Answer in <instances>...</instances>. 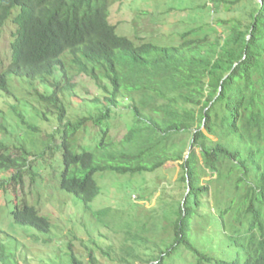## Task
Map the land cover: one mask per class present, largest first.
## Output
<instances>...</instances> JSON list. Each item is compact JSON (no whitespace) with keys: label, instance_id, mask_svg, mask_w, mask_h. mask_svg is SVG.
<instances>
[{"label":"trees","instance_id":"obj_1","mask_svg":"<svg viewBox=\"0 0 264 264\" xmlns=\"http://www.w3.org/2000/svg\"><path fill=\"white\" fill-rule=\"evenodd\" d=\"M192 9L193 25L137 43L117 33L110 0H0V28L16 27L12 60L0 58V128L14 119L23 130L13 146L0 140V211L13 206V226L35 240L52 231L27 197L28 177L40 191L43 172L59 174L60 188L89 208L98 172L135 176L178 162L160 206L132 209L102 254L114 264H264V0ZM82 74L99 95L92 109L71 112ZM64 247L53 263L105 264L93 250L84 261ZM17 256L0 243L1 264H29Z\"/></svg>","mask_w":264,"mask_h":264},{"label":"rangeland","instance_id":"obj_2","mask_svg":"<svg viewBox=\"0 0 264 264\" xmlns=\"http://www.w3.org/2000/svg\"><path fill=\"white\" fill-rule=\"evenodd\" d=\"M208 0H110V20L118 24L117 33L139 42V38H148L160 42L176 29L184 30L195 23L196 12L192 7L204 4ZM15 24L8 21L0 28V58L7 66L12 60L11 42L15 31ZM77 95L71 97V112L92 109L91 102L95 96L99 95L96 83L85 74L77 77ZM23 82H16L18 85L16 92L21 96H27ZM3 106V100L0 101ZM34 110H30L33 118ZM29 114V115H30ZM37 120V118H36ZM3 119L0 114V122ZM16 121H8L9 129L0 128V140L13 146L14 143L21 141L22 128L14 124ZM43 129L52 131L49 125H43ZM127 129L121 123L116 137L122 138ZM38 137V136H37ZM46 137L45 134L40 136ZM32 142L27 146L35 152L43 148V142L32 138ZM179 163L169 162L165 167L155 173H144L135 176L130 174H116L109 172H98L96 179L100 185V193L87 208L83 202L75 198L72 194L62 190L59 185V174L54 175L53 171L43 172L37 189L32 187L30 178L26 179L25 192L31 203H34L42 214L47 215L52 222V231L48 236L40 235L39 240H35L32 231L24 230L13 226L9 209L0 211V229L5 233H0V243L6 248L14 249L18 253L20 262L29 264H55L57 256L66 251L63 246L67 242L72 243L73 251L80 255L84 261L89 259V253L93 250L98 255V260L105 264H114L102 253V249L108 241L117 242L121 237L120 229L132 216L131 211L137 205L141 206V211L159 207V197L162 194L163 186L172 187V183H177L179 176ZM210 177H207V179ZM21 194V192H20ZM166 195H169L166 193ZM139 196L145 198L140 199ZM5 205V198L0 193V206ZM110 209V213L95 218L91 210ZM140 209V208H138ZM145 213V211L143 212ZM111 222L110 225L107 223ZM108 226H106V225ZM115 225V227H114ZM104 246V247H101ZM57 253V254H56ZM1 264V263H0ZM26 264V263H23Z\"/></svg>","mask_w":264,"mask_h":264}]
</instances>
